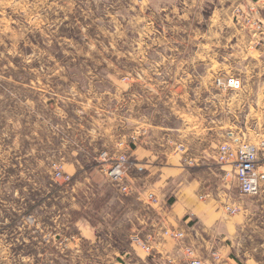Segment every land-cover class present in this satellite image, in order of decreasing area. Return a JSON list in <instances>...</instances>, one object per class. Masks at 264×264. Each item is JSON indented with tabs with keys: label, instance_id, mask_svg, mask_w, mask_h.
I'll use <instances>...</instances> for the list:
<instances>
[{
	"label": "rangeland",
	"instance_id": "rangeland-1",
	"mask_svg": "<svg viewBox=\"0 0 264 264\" xmlns=\"http://www.w3.org/2000/svg\"><path fill=\"white\" fill-rule=\"evenodd\" d=\"M135 2L0 0V264L87 259L85 240L75 241L81 254L70 245L73 220H101V209L114 206L110 198L127 193L99 169L97 155L133 128L129 117L141 110L168 120L165 104L136 111L125 102L126 83L138 80L133 90L151 99L160 78L168 79L152 66H215L214 55L198 61L179 41L153 43L136 23ZM62 159L83 166L72 172ZM57 167L68 181L54 178ZM234 197L232 253L237 264H264V180L257 193L238 189Z\"/></svg>",
	"mask_w": 264,
	"mask_h": 264
},
{
	"label": "crops",
	"instance_id": "crops-1",
	"mask_svg": "<svg viewBox=\"0 0 264 264\" xmlns=\"http://www.w3.org/2000/svg\"><path fill=\"white\" fill-rule=\"evenodd\" d=\"M135 1L140 10L136 23L141 21L149 29L153 43L179 41L182 52L198 61L214 55L215 66H152L153 73L165 72L168 79L160 78L151 99L133 90L138 80L126 83L125 102L130 100L136 111L142 104H165L168 120L153 121L142 110L129 117L133 128L107 149L127 151L133 166L125 180L132 188L121 198H110L114 206L101 209L103 220L75 218L70 245L80 253L75 241L85 240L87 259H79L80 264H187L184 245H192L205 264H237L229 239L238 218L230 216L225 205L235 204L238 187L235 181L226 182L223 174L228 166L219 164L215 154L224 141L237 144L264 138V31L255 37L235 21L232 6L248 0ZM260 15L264 21V6ZM214 75H233L241 84L219 87ZM169 118L178 123H170ZM132 136L137 141H131ZM122 139L128 144L120 148ZM177 143L184 145L192 164L184 163ZM62 161L71 165L72 172L83 166L78 159ZM257 171L261 185L264 156L260 155ZM148 191L156 195V204L148 203ZM165 225L182 229L184 238L157 237L150 252L131 240L134 233L142 238L157 236ZM213 250L218 258L211 256Z\"/></svg>",
	"mask_w": 264,
	"mask_h": 264
},
{
	"label": "built area",
	"instance_id": "built-area-1",
	"mask_svg": "<svg viewBox=\"0 0 264 264\" xmlns=\"http://www.w3.org/2000/svg\"><path fill=\"white\" fill-rule=\"evenodd\" d=\"M263 6L264 0H248L245 4L238 2L232 6L235 21L245 27L255 37L264 31V21L260 15ZM214 82L220 87L232 88H238L241 84V80L233 75H216ZM130 139L133 142L137 141L135 136L130 137ZM118 145L120 148H123L127 145V140H120ZM176 147L182 153H186L183 144L177 143ZM260 155L264 156V138L256 141H242L237 144L224 141L218 145L215 158L219 164L228 166L223 174L225 179L229 176H234L241 193L255 194L260 187L261 175L257 171ZM183 160L185 164H192L193 162L186 155H184ZM96 162L107 179L111 183L116 184L122 192L131 190L132 185L125 180V176L127 170L131 168L133 161L130 160L125 150L117 152L106 149L101 150L97 155ZM58 167L55 169L54 178L61 180V182L68 181L71 176L62 172ZM145 196L149 204H156L158 202L156 195L152 191L146 192ZM199 197L202 198L203 195ZM225 210L228 214H233L236 208L226 206ZM184 235L182 229L165 225L161 227L160 233L157 236L149 234L145 238H142L140 234L134 233L131 235V240L147 252H150L153 249V244L157 241V237L180 241L184 238ZM182 250L187 257V264H205L203 257L192 245H184L182 246ZM213 255L214 257H218V254L215 252H213ZM112 264L117 263L114 262Z\"/></svg>",
	"mask_w": 264,
	"mask_h": 264
}]
</instances>
